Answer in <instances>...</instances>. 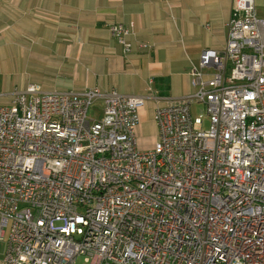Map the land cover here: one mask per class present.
Masks as SVG:
<instances>
[{
	"label": "built area",
	"instance_id": "1",
	"mask_svg": "<svg viewBox=\"0 0 264 264\" xmlns=\"http://www.w3.org/2000/svg\"><path fill=\"white\" fill-rule=\"evenodd\" d=\"M226 28L224 51L191 63L187 96L35 83L8 95L0 264H264V20L255 0H236ZM133 29L109 26L124 56ZM152 100L158 140L144 148L137 130Z\"/></svg>",
	"mask_w": 264,
	"mask_h": 264
},
{
	"label": "crops",
	"instance_id": "2",
	"mask_svg": "<svg viewBox=\"0 0 264 264\" xmlns=\"http://www.w3.org/2000/svg\"><path fill=\"white\" fill-rule=\"evenodd\" d=\"M235 1L0 0V40L23 50L32 40L39 62L60 72L70 70L72 83L78 85L68 91L98 87L125 95H145L152 88V95L182 97L192 94L193 89L179 92L178 77L190 79L191 63L199 60L203 50L224 51L226 25ZM130 23L134 24L131 40L135 49L124 56L109 26ZM140 43L152 45V50H139ZM82 59L111 75V81L103 78L98 84L86 80L76 83L78 74L72 73V65L77 69ZM132 72L143 75L137 92L131 87ZM149 102L152 107L141 111L137 130L139 146L144 148H151L158 140L153 121L156 102ZM6 241L0 242V259Z\"/></svg>",
	"mask_w": 264,
	"mask_h": 264
},
{
	"label": "rangeland",
	"instance_id": "3",
	"mask_svg": "<svg viewBox=\"0 0 264 264\" xmlns=\"http://www.w3.org/2000/svg\"><path fill=\"white\" fill-rule=\"evenodd\" d=\"M255 8L257 16L264 19V0H255ZM34 44L32 40L28 42V48L23 50L21 47L7 45L0 40V104L8 102V95L15 90H23L28 84H39L45 90L55 89L58 91L73 90L76 85L72 83V75L70 70L64 68L62 72L53 69L43 62H39L33 51ZM70 67V65H66ZM72 73L77 71V82L89 81L94 84L103 78L111 81V75L97 66H93L86 60L82 59L77 69H73ZM129 78L134 80L131 87L135 92L139 91V84L143 78L142 73L132 72ZM177 88L179 92L191 91L190 79L187 77H178ZM152 86V85H150ZM153 94V93H152ZM160 95H163L159 93ZM146 107H152V103L148 101ZM192 111L195 116H205L202 105H192ZM102 115V103L96 102L89 111V117L98 119ZM75 264H87L84 257L77 259Z\"/></svg>",
	"mask_w": 264,
	"mask_h": 264
}]
</instances>
